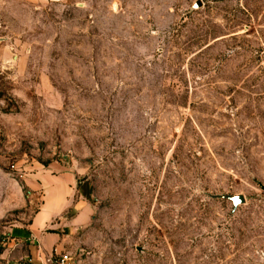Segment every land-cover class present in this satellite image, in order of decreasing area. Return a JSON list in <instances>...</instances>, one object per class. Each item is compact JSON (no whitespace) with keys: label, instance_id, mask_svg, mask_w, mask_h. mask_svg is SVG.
<instances>
[{"label":"rangeland","instance_id":"374dc122","mask_svg":"<svg viewBox=\"0 0 264 264\" xmlns=\"http://www.w3.org/2000/svg\"><path fill=\"white\" fill-rule=\"evenodd\" d=\"M62 173L44 260L264 264V0H0V263Z\"/></svg>","mask_w":264,"mask_h":264},{"label":"crops","instance_id":"0c3cea01","mask_svg":"<svg viewBox=\"0 0 264 264\" xmlns=\"http://www.w3.org/2000/svg\"><path fill=\"white\" fill-rule=\"evenodd\" d=\"M30 1L39 2L43 0ZM39 186L43 191L44 201L29 226L27 249L25 253L17 255L19 258H12L11 260L31 257L34 264H44V255L50 252L49 250L57 240V236L52 231L44 233L43 231L51 226L50 224L61 213L71 196L76 194L83 197L88 194L89 189L87 184L77 185L74 176L69 173L44 176Z\"/></svg>","mask_w":264,"mask_h":264},{"label":"built area","instance_id":"2783aa9c","mask_svg":"<svg viewBox=\"0 0 264 264\" xmlns=\"http://www.w3.org/2000/svg\"><path fill=\"white\" fill-rule=\"evenodd\" d=\"M65 260H66V256H58L55 261L54 259H48L44 261L45 264H47V262H50L52 264H64ZM0 264H34V262L31 257H27L20 260H5Z\"/></svg>","mask_w":264,"mask_h":264},{"label":"water","instance_id":"95a60500","mask_svg":"<svg viewBox=\"0 0 264 264\" xmlns=\"http://www.w3.org/2000/svg\"><path fill=\"white\" fill-rule=\"evenodd\" d=\"M200 5V2L196 3L194 5V7H198ZM258 185L260 188L264 189V185L260 184L258 182ZM213 197H219V198H224L227 200H230L233 204L234 209L239 205V204H243L244 203V197L241 194H235V195H229V194H225V195H216Z\"/></svg>","mask_w":264,"mask_h":264}]
</instances>
